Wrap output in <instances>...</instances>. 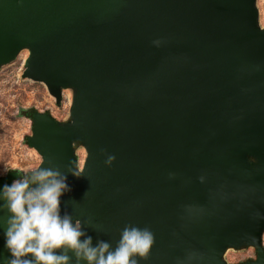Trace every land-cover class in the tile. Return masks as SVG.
<instances>
[{
  "label": "water",
  "instance_id": "95a60500",
  "mask_svg": "<svg viewBox=\"0 0 264 264\" xmlns=\"http://www.w3.org/2000/svg\"><path fill=\"white\" fill-rule=\"evenodd\" d=\"M257 0H0V66L45 84L66 119L21 109L61 215L95 245L152 234L137 264H264V19ZM23 113V112H22ZM85 156L79 166L76 149ZM0 210V264L5 248ZM255 257L229 263V249ZM59 251V250H57ZM71 264L77 258L71 251ZM80 264H86L81 260Z\"/></svg>",
  "mask_w": 264,
  "mask_h": 264
},
{
  "label": "clouds",
  "instance_id": "9594fccd",
  "mask_svg": "<svg viewBox=\"0 0 264 264\" xmlns=\"http://www.w3.org/2000/svg\"><path fill=\"white\" fill-rule=\"evenodd\" d=\"M66 190L65 179L48 168L0 187V210L8 214L3 226L5 248L10 253L6 264H71L69 251L77 264L81 260L86 264H137L133 257L146 256L152 234L136 227L123 230L115 249L106 241L94 245L79 220L61 215L60 197Z\"/></svg>",
  "mask_w": 264,
  "mask_h": 264
},
{
  "label": "rangeland",
  "instance_id": "374dc122",
  "mask_svg": "<svg viewBox=\"0 0 264 264\" xmlns=\"http://www.w3.org/2000/svg\"><path fill=\"white\" fill-rule=\"evenodd\" d=\"M259 19H264V0H257ZM28 51L23 49L9 63L0 66V176L5 169L18 168L23 171L35 169L41 157L37 151L25 143L24 135L30 133V119L21 109L35 107L40 111L48 109L57 119H66L71 103V89H63L61 103L57 105L45 84L22 76L24 60ZM79 166L82 164L85 150L76 149ZM264 245V233H263ZM255 257L253 247L229 249L224 258L236 263Z\"/></svg>",
  "mask_w": 264,
  "mask_h": 264
}]
</instances>
